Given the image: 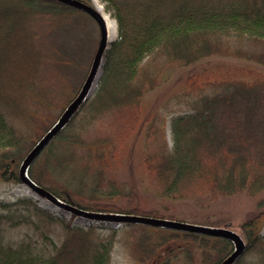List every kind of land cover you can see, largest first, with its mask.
Here are the masks:
<instances>
[{
    "label": "trees",
    "instance_id": "trees-1",
    "mask_svg": "<svg viewBox=\"0 0 264 264\" xmlns=\"http://www.w3.org/2000/svg\"><path fill=\"white\" fill-rule=\"evenodd\" d=\"M77 1L93 7L91 0ZM102 1L118 22L119 37L104 52L95 95L79 107L95 128L86 130L85 120L75 124L76 110L55 132L26 173L42 189L37 193L88 213L169 220L175 206L168 201L246 195L256 211L241 226L246 246L232 264H264V72L253 80L202 83L211 93L171 118L172 147L157 127L160 115L147 118L149 152L142 163L156 200L164 201L159 208L113 171L142 132V97L158 87L167 66L213 55L264 66V0ZM102 37L101 24L67 0H0V177L24 183L22 163L77 98ZM188 82L184 96L204 89L195 77ZM71 214L70 220L58 217L31 196L0 200V264H111L117 233L102 237L98 226L76 225L79 215ZM123 223L137 229L129 251L138 264L162 258V264H224L234 246L196 231ZM53 225L62 229L61 243L50 233ZM21 226L31 231L6 239Z\"/></svg>",
    "mask_w": 264,
    "mask_h": 264
},
{
    "label": "rangeland",
    "instance_id": "rangeland-1",
    "mask_svg": "<svg viewBox=\"0 0 264 264\" xmlns=\"http://www.w3.org/2000/svg\"><path fill=\"white\" fill-rule=\"evenodd\" d=\"M91 2L94 8L96 7L100 9L102 15L105 18L107 16L111 21L110 31L106 21L109 45V43L115 41L119 37L118 22L112 17L111 13L107 11L106 4L102 0H97V3L94 0H91ZM86 21H88L87 23L89 25H92L90 20ZM241 47L248 51L254 50V48H251L248 45H241ZM103 66L104 60L93 82L86 99L87 101L93 98L98 89L99 82L103 75ZM263 72L264 66L258 64L256 61L248 60L245 57L221 55L209 56L188 66H167L158 87L152 91H148L141 99L140 104L143 115L142 132L138 138H133L130 141L129 154L121 155L119 163H114L113 171L117 173V179L121 183H126L128 186L133 185L137 191L148 196L150 199H155V203L150 201V206L159 208L161 201H164L159 199L156 200L157 194L154 188V183L148 179L142 163L144 153L149 152V149H147L148 142L145 143V136H143L145 129L150 124V120L147 121V118L151 119L155 114L160 115L161 120L157 123V127L159 126L163 131L168 146L172 147L173 134L171 130V118L174 114L189 112L190 107L188 106V102L197 98L201 93H211L210 88L201 85L202 83L218 81L230 77H243L253 80L257 73ZM190 77H195L204 89L200 92H193L189 96H184V93L189 89L188 79ZM85 111L84 109L78 108L79 114L76 117L77 120H75V124L78 125L82 120H85V123L88 125L85 127L86 130H91L94 126L89 121L93 120H90V113H85ZM27 128L28 127L25 126L26 131ZM18 196H31L39 205L56 216L65 217L67 220L72 218L70 212L43 198L36 191H33L26 183H15L13 180H5L0 177V200L12 201ZM168 202L170 205L175 206V209L168 213V215H175L172 219L174 221L213 228L228 227L239 236H241L242 224L256 211V201L246 195L225 198L216 202H207V200L204 199L172 200ZM74 223L83 227L88 226L89 224H94L95 226H98L97 234L102 237H107L113 232H116L117 240L112 251L111 264H138L129 251V245L132 241V233L137 232L135 226L126 225L123 221L114 222L109 220H96L83 216H76L74 218ZM28 231H31L30 228L23 226L11 229L6 234V239L20 240ZM261 232L264 234V227ZM50 233L57 243H61L64 239L62 229L57 225L50 227ZM234 248L235 245L232 247V252ZM162 263L163 258L153 264ZM175 264L190 263L181 259Z\"/></svg>",
    "mask_w": 264,
    "mask_h": 264
},
{
    "label": "water",
    "instance_id": "water-1",
    "mask_svg": "<svg viewBox=\"0 0 264 264\" xmlns=\"http://www.w3.org/2000/svg\"><path fill=\"white\" fill-rule=\"evenodd\" d=\"M72 5L80 8L87 14H89L92 18L96 19L103 29V37L102 42L100 45V48L97 52L96 58L94 60V63L92 65V68L88 74V77L86 81L83 84V87L78 94L75 101L70 105V107L67 110L66 115L59 121V123L46 135L44 136L35 146L34 148L28 153L27 157L25 158L24 162L21 166V176L24 180V183L29 185L33 191L39 192L42 191L40 187H38L32 180H30L27 176V171L29 168V165L34 160V158L42 151L44 146L47 144V142L50 140V138L55 134V132L62 127L65 122L68 120V118L80 107L81 103L84 102L91 90V87L93 85V82L98 74V71L101 68V65L104 60V52L108 47V36H107V25H106V18L102 15L100 9L94 8L90 5H87L83 2L77 1V0H67ZM50 199L61 208L65 209L66 211L70 213H75L79 216H83L86 218L91 219H103V220H109V221H128V222H140V223H146V224H152V225H158V226H165V227H172V228H179V229H185L190 231H196L200 233H205L209 235H214L218 237H223L228 240H231L235 248L233 252L231 253L230 257L227 259V261L224 264H232L233 261L239 257L244 248L245 243L243 239L235 232L230 230L228 227L224 228H213V227H205V226H198V225H192L185 222H179L169 219H162V218H152V217H144V216H117V215H105V214H94V213H88L80 208H77L75 206H72L70 204H66L64 202H61L59 200L54 199L52 196H49Z\"/></svg>",
    "mask_w": 264,
    "mask_h": 264
},
{
    "label": "bare ground",
    "instance_id": "bare-ground-1",
    "mask_svg": "<svg viewBox=\"0 0 264 264\" xmlns=\"http://www.w3.org/2000/svg\"><path fill=\"white\" fill-rule=\"evenodd\" d=\"M96 3H97V0H94ZM106 21H107V25H108V29L110 31V28H111V21L110 19L106 16Z\"/></svg>",
    "mask_w": 264,
    "mask_h": 264
}]
</instances>
